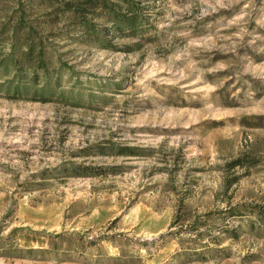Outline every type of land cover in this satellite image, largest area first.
Returning a JSON list of instances; mask_svg holds the SVG:
<instances>
[{"label":"rangeland","instance_id":"obj_1","mask_svg":"<svg viewBox=\"0 0 264 264\" xmlns=\"http://www.w3.org/2000/svg\"><path fill=\"white\" fill-rule=\"evenodd\" d=\"M122 7L0 0V264H264V0Z\"/></svg>","mask_w":264,"mask_h":264},{"label":"trees","instance_id":"obj_2","mask_svg":"<svg viewBox=\"0 0 264 264\" xmlns=\"http://www.w3.org/2000/svg\"><path fill=\"white\" fill-rule=\"evenodd\" d=\"M51 3H59L65 5V8L68 10L74 11L78 15V19L80 20V23L86 27V29H93V23L87 18L88 15L95 16L98 8H101L103 12L100 14H107L110 20L114 22L116 25L117 31L122 32L123 26H135L136 22V15L127 17V15L123 12L124 7L123 6L129 3V0H48ZM96 17V16H95ZM127 17V18H126ZM88 30V31H89ZM33 46L29 45V49L24 53L25 58L27 60V66L31 68V74L27 78H23L20 76L18 79L21 81L30 79L31 82H36L39 79L38 75V69H42V73L47 74V70H45L43 66V62L39 60V55H37L38 59H36V56L33 55ZM14 64L16 67V74L22 75L24 68V64L20 65L18 63V60H14ZM21 72V73H20ZM255 161H253L254 163ZM231 165L239 166L244 165V161L241 157L236 158L234 161H232ZM263 206H260V209H258V215L256 216L257 221H261L262 218H264V209ZM236 209V208H233ZM239 212H232L230 216L233 218H239ZM207 216H211V214H207ZM179 217L176 216V219L172 223L171 227L175 226L177 224V219ZM203 223L200 221L197 222L195 220L194 223V247H188L184 246V243L182 244L183 251L180 252V255H188V256H194V262H208L216 259H225L229 258L231 256V252H226L227 248H219L212 244H221L222 238L220 236L214 235L208 231L207 227H204L203 229ZM209 228V227H208ZM220 232L225 233L229 232L231 235V232L234 233V236H238L234 232V227H228L227 225L222 227H217ZM236 229V227H235ZM189 233H192V230L188 231ZM177 234L183 233V230L180 229L176 232ZM232 236V235H231Z\"/></svg>","mask_w":264,"mask_h":264}]
</instances>
